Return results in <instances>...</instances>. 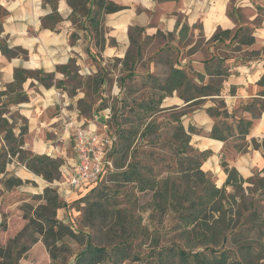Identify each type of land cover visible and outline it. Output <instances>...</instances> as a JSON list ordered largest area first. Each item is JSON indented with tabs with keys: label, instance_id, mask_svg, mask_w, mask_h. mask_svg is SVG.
Returning <instances> with one entry per match:
<instances>
[{
	"label": "trees",
	"instance_id": "16d2710c",
	"mask_svg": "<svg viewBox=\"0 0 264 264\" xmlns=\"http://www.w3.org/2000/svg\"><path fill=\"white\" fill-rule=\"evenodd\" d=\"M67 2L72 8V15L84 19L83 28H92L96 35L102 32L100 25L103 15L122 9L120 5L110 0H67ZM241 29L235 32L233 39L239 38ZM230 34L229 30H219L211 39L215 40ZM242 41L252 44L254 38L246 36ZM3 51L8 55L27 54L21 48H17L14 52L4 47ZM213 65L215 68L208 69L213 76L224 78L228 75V70L222 67L221 63L214 62ZM61 70L66 68L63 67ZM34 74L41 77H35ZM78 76L79 74L74 72L72 80ZM30 77L37 78L40 83L49 87L54 84L55 74L18 68L13 82L0 84V173L5 172L8 162L16 160L28 170L43 177L48 185L41 194L33 197L41 201L36 207L31 204L25 207L24 218L28 222L24 229L8 244L0 247V264H20V260L30 249V245L22 242V237L27 231L37 234L42 239L50 255L51 264H124L126 261L139 264H264V192L258 193L260 189H264V176L258 179V187L253 189L255 186L253 178L245 179L236 168L222 162L227 178L222 186H218L216 180L202 170V164L209 152L199 151L192 146L191 134L197 130L193 127L186 129L182 120V117L188 113V107L197 108L204 98L221 94L219 81L206 85L199 84L186 69L173 66L165 82L157 81L155 85H151L154 93L147 99L136 102L132 100L130 105L128 95L118 98L121 107L128 109V113L133 115V118L129 116L125 118L128 127L119 126L114 131L111 126L112 116L108 121L110 129L117 136L111 155H121L122 159H127L135 139L139 134L142 135L143 127L144 130L152 133L161 128V122H153L149 119L165 109L162 103L167 96L178 91L179 96L188 102V105L181 109L170 107L174 111L169 125L174 130L176 149L180 155H184L183 173H187L181 182L172 180L171 177L158 179L151 169L135 158L127 164L126 169L113 173L114 181L118 185H132L138 192L152 189L156 207L170 205L178 213V221L172 229L179 232L181 241L163 247H159V242L156 241V249L153 253L143 258L140 254L132 253V243L129 238L132 227L127 217L123 219L124 226L120 240L109 246L94 244L90 240L85 242L79 237L83 232L77 230L75 223L66 224L58 218V210L66 205L60 196L58 186L55 185L61 177L60 168L63 160L49 154H36L27 147L25 137L29 133V123L18 108L19 104L30 99L25 90V83ZM84 81L85 87L92 89L95 94L104 85L105 68H99L96 74L89 75ZM62 84L60 81L56 82L58 87ZM258 84L264 86V75ZM77 89L74 87L73 90L77 92ZM73 90L69 93L75 95ZM124 92L122 91V94ZM156 92L159 93L157 96ZM261 95H264V91ZM215 101L216 106L207 108V112L212 117L225 119L234 116L222 99L215 98ZM87 102L85 97L78 101V108L85 117H87L86 113L92 110V104ZM244 109L250 111L253 118H257L264 110V99L254 98L244 106ZM90 120L91 118L87 119ZM238 123V130L244 137L249 133L253 121L242 118ZM224 127L228 131L234 130L232 124L222 122L220 119V127H214L211 136L225 140L234 135V132L226 135ZM28 139L32 141L33 136L29 135ZM254 145L258 148L264 147V142L260 145L254 141ZM147 173L151 175L146 176ZM102 181L78 199L79 203L87 204L84 209V223L91 227L108 222L120 212L114 211L119 192L111 193L112 190L108 188L100 190L99 185ZM247 183L251 185L245 186ZM4 184L7 188H11L20 186L23 180L14 176L7 177ZM89 196H93L91 201L88 200ZM118 216L120 220L123 215ZM66 239L80 242L84 245L83 249L73 254ZM35 240L37 241L38 238Z\"/></svg>",
	"mask_w": 264,
	"mask_h": 264
},
{
	"label": "crops",
	"instance_id": "0c3cea01",
	"mask_svg": "<svg viewBox=\"0 0 264 264\" xmlns=\"http://www.w3.org/2000/svg\"><path fill=\"white\" fill-rule=\"evenodd\" d=\"M110 1L122 9L104 14L102 32L96 35L92 28L85 29L73 21L67 0H0V84L13 82L18 68L55 74L54 84L49 87L34 77L25 83L30 99L18 108L29 123L27 147L36 154L57 155L63 165L72 166L74 143L63 132L61 111L79 113L80 121L88 119L78 108L83 92L77 89L75 95L69 93L73 73L89 69V75H94L114 58L124 63L133 52L142 53L147 42L163 39V50L170 47L182 53L175 67L186 69L199 84L219 81L222 88L220 95L204 98L182 117L186 129L197 130L191 134L192 146L209 152L202 170L213 175L218 186L227 178L222 162L236 168L245 179L257 172L264 176V147L254 145V141L260 145L264 142V110L253 118L244 109L254 98L264 99V86L258 84L264 75V0ZM238 29L239 38L233 39ZM219 30H229L231 34L212 40ZM246 36H252L254 42L242 41ZM4 47L14 52L21 48L27 54L8 55ZM214 62L228 70L226 77L211 74L208 69L215 68ZM63 67L66 70H61ZM57 81L63 84L58 87ZM215 98L222 99L234 116L212 117L207 108L216 106ZM187 105L178 91L162 103L164 108L181 109ZM242 118L253 121L244 137L238 130V120ZM220 119L234 127V135L225 140L211 136L214 127H220ZM90 122L95 120L91 118ZM85 192V187L76 190L62 185L60 196L73 201Z\"/></svg>",
	"mask_w": 264,
	"mask_h": 264
},
{
	"label": "rangeland",
	"instance_id": "374dc122",
	"mask_svg": "<svg viewBox=\"0 0 264 264\" xmlns=\"http://www.w3.org/2000/svg\"><path fill=\"white\" fill-rule=\"evenodd\" d=\"M73 21L80 27L85 24L83 22L84 19L81 20L80 16H73ZM152 42H147L142 53L133 52L132 56L124 63L114 58L103 66L105 67V82L95 94L92 89H87L84 84L85 78L89 75L79 74L78 78L72 81L70 92H72L74 87H77L83 92L84 96L82 99L85 97L88 101L87 103L92 104V110L86 113L88 119L95 118L94 114L98 109L102 110L110 106L112 111V129L116 131L119 126L128 127V124L125 123V118L126 116L133 118V115L128 113V109L121 107L119 99L124 95H128L130 105L132 100L136 102L147 99L154 93L151 85H155L157 81L159 83L165 82L171 67L179 64L182 57L180 50L177 52L170 47L166 51L163 50L164 47L161 46L163 39H157ZM188 73L192 75L190 72ZM34 76L41 77V75L37 74H34ZM216 82L214 81V83ZM115 90L116 93L114 92ZM122 91H125L124 94H122ZM158 94L156 92L155 95L157 96ZM195 108L194 106L188 107L187 111L190 112ZM173 111L170 107H165V109L149 119V121L161 122V128L157 132L152 133L144 130L143 127L141 130L143 133L142 135L139 134L135 139L130 156L127 159H122L121 155L115 154L112 156L114 169L106 175L99 185V189L108 188L112 190L111 193L114 191L119 192L114 211H120L117 215L122 214V219L119 220V216L117 217L116 215L106 223L92 227L88 226L84 223L86 202L81 204L78 199L70 201L62 198L66 205L58 210V218L66 224L75 223L77 230L83 232V234H79V237L83 238L85 242L90 240L94 244L106 246L115 244L121 238L124 217H127L131 222L132 231L129 238L132 243L133 254H140L144 258L156 249V241L159 242V247L170 245L175 241L178 243L181 241L179 232L177 233L172 229L173 225L178 221V213L172 206L162 205L160 208L156 207L152 189L138 192L132 185H118L114 181L115 177L113 176V173L126 169L127 164L135 158L151 169L158 179L171 177L172 180L177 182L182 181V178L187 173H183L185 169V164L182 163L184 155H180L176 149L177 146L173 137L174 130L169 125ZM225 128L224 133L226 135L234 132V130L228 131ZM231 143L234 144L233 141ZM25 173H30V176H24ZM150 175V173L146 174V176ZM12 176L29 177L30 179H22L23 184L20 186L7 188L4 184L5 179ZM211 176L213 177V175ZM261 177L263 175L259 172L250 177L255 182L253 189L258 187L257 181ZM47 185L48 182L43 177L28 170L18 161L13 160L7 163L5 172L0 173V247L8 244L12 238L16 237L24 229L28 222L24 218L25 207L29 204L36 207L41 201L33 197L41 194ZM248 185L251 184H245V186ZM229 191L231 190L229 189ZM261 191L264 192V189H260L258 193ZM92 198L93 196H89L88 200L91 201ZM125 227H127L126 224ZM37 238L38 240L36 241L35 239ZM22 242L30 245V249L24 254L20 264H51V258L46 246L37 234L31 233V231L25 232ZM66 242L73 254L78 253L84 247V245L74 239H66ZM124 264L139 263L126 261Z\"/></svg>",
	"mask_w": 264,
	"mask_h": 264
},
{
	"label": "built area",
	"instance_id": "2783aa9c",
	"mask_svg": "<svg viewBox=\"0 0 264 264\" xmlns=\"http://www.w3.org/2000/svg\"><path fill=\"white\" fill-rule=\"evenodd\" d=\"M79 73L84 76L92 74L89 69L80 70ZM98 115L93 118L95 122L86 121L87 119L80 121L79 113L61 111L63 132L70 136L74 143L75 163L72 166L62 164L61 181L59 179L55 184L60 192L61 186L65 185L76 190L85 187L87 193L103 180L107 172L114 169L111 151L117 136L108 124L112 116L111 107L103 108Z\"/></svg>",
	"mask_w": 264,
	"mask_h": 264
}]
</instances>
